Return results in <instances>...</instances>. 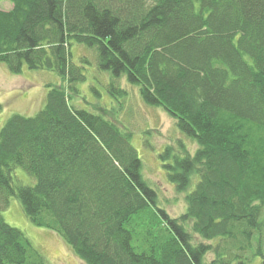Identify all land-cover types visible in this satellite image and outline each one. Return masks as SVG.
I'll list each match as a JSON object with an SVG mask.
<instances>
[{
	"label": "trees",
	"instance_id": "obj_1",
	"mask_svg": "<svg viewBox=\"0 0 264 264\" xmlns=\"http://www.w3.org/2000/svg\"><path fill=\"white\" fill-rule=\"evenodd\" d=\"M8 1L0 63L9 73L52 70L77 93L84 77L70 48L94 49L100 70L137 86L196 149L177 140L179 152L159 156L177 193L194 183L185 212L170 218L132 133L52 87L43 109L0 129V209L16 196L85 264H264V0ZM14 167L35 184L14 187ZM0 264H46L1 214Z\"/></svg>",
	"mask_w": 264,
	"mask_h": 264
},
{
	"label": "rangeland",
	"instance_id": "obj_2",
	"mask_svg": "<svg viewBox=\"0 0 264 264\" xmlns=\"http://www.w3.org/2000/svg\"><path fill=\"white\" fill-rule=\"evenodd\" d=\"M10 9L8 0H0V10ZM70 52V61L81 67L84 77L75 85L77 93L69 92L55 71L30 70L24 66L20 74L14 75L0 63V129L13 115L31 117L43 109L49 89L60 86L67 92L69 104L75 108L103 115L123 131L132 133L130 143L141 160L142 177L156 192L157 207L170 218L182 215L186 207L185 195L193 189L194 183L185 192L177 193L167 179L159 156L166 146H173L174 152H179L177 140H181L190 153L195 151L196 145L178 132L174 120L163 110L144 104L137 86L129 84L124 77L117 78L110 71L100 70L94 49L74 44ZM111 85L120 87L126 94H111ZM11 176L14 187L35 184V179L20 167H14ZM0 214L7 224L25 235L46 264H85L74 256L70 247L57 234L31 223L16 196H9ZM194 240L199 241L197 238ZM212 259V255L206 256L207 261ZM246 264H260V258L251 257Z\"/></svg>",
	"mask_w": 264,
	"mask_h": 264
}]
</instances>
